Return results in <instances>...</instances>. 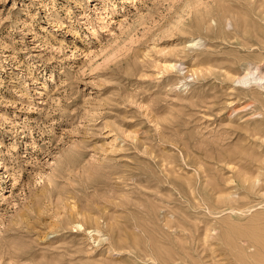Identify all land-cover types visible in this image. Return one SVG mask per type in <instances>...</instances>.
Masks as SVG:
<instances>
[{
	"label": "rangeland",
	"instance_id": "374dc122",
	"mask_svg": "<svg viewBox=\"0 0 264 264\" xmlns=\"http://www.w3.org/2000/svg\"><path fill=\"white\" fill-rule=\"evenodd\" d=\"M262 65L264 0H0V264H264Z\"/></svg>",
	"mask_w": 264,
	"mask_h": 264
},
{
	"label": "bare ground",
	"instance_id": "6f19581e",
	"mask_svg": "<svg viewBox=\"0 0 264 264\" xmlns=\"http://www.w3.org/2000/svg\"><path fill=\"white\" fill-rule=\"evenodd\" d=\"M172 68L176 67L175 64L171 65ZM254 72H245L242 76H238V82H241L242 84H250L252 81L262 83L261 85H264V66H257Z\"/></svg>",
	"mask_w": 264,
	"mask_h": 264
}]
</instances>
